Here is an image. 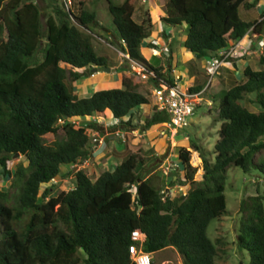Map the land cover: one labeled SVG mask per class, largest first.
<instances>
[{"label": "trees", "instance_id": "1", "mask_svg": "<svg viewBox=\"0 0 264 264\" xmlns=\"http://www.w3.org/2000/svg\"><path fill=\"white\" fill-rule=\"evenodd\" d=\"M104 1L117 44L154 70L151 83L173 84L163 77L162 67L151 65L140 53L149 27L148 20L133 19L134 0ZM239 5L249 8L254 0H165L160 21L168 26L185 23L184 47L197 58H209L249 28H263L264 18L241 19ZM47 7L43 22L35 0H0V26L6 33L0 37V175L12 176L18 185L13 203L0 187V264H135L130 253L136 243L131 238L134 229L144 234L145 252L172 248L181 264H216V243L206 228L226 212V167L253 170L264 178V162L254 159L264 149V57L259 58L260 68L246 65L241 80L216 93L219 128L213 156L191 142L201 159L200 180L194 178L188 147L178 148L183 173L175 180L170 176L169 183L187 185L184 194L171 195L168 188L162 193L144 176L150 163L140 148L128 151L112 170L91 178L82 168H73L93 160L90 132L106 129L87 119L111 118L108 131L143 132L168 120V114L150 107L128 76L117 87L78 97L73 90L78 79L89 76L94 66H114L97 53L92 33L83 30L104 25L86 0H47ZM245 100L258 109H249ZM145 106L152 112L136 118V111ZM71 118L81 122L74 124ZM59 131L62 136L44 143L45 135ZM16 153L20 158L11 173ZM61 165L72 166L74 184L52 195V180ZM241 205L248 210L238 229L237 247L248 251L247 264H264V187Z\"/></svg>", "mask_w": 264, "mask_h": 264}, {"label": "rangeland", "instance_id": "2", "mask_svg": "<svg viewBox=\"0 0 264 264\" xmlns=\"http://www.w3.org/2000/svg\"><path fill=\"white\" fill-rule=\"evenodd\" d=\"M42 12V21L44 22L45 16L47 12H49L48 7H47V0H35ZM59 2L65 1V0H58ZM120 1V0H117ZM152 3L155 1L157 4V9L162 7L164 8L163 4L165 0H150ZM88 3V4H87ZM69 4L66 2V5ZM143 4L145 6L148 5V1H144ZM86 5H88L89 8L96 10L98 14V20L99 22L104 25V28H100L99 26H93L92 29H87L83 28L85 32H91L92 35L94 36L93 40V45L97 53L106 56L109 61L114 65V67H117V70L119 73H121V69H130L129 68V62L125 60L119 53L120 50V45L117 44L116 40L112 35H110L111 31H114L113 24L111 22L110 15L107 10L106 2L104 0H95L94 2H89V0H86ZM261 7H254L250 6L249 8H244L242 5L238 6V15L241 19L243 20H250L253 18H258V15L260 14ZM147 8V7H146ZM147 11H143L141 7L137 8L135 11V18H142L144 20H148V30H149V36L151 38H159L163 40L164 38L161 37L163 35V30L168 31L167 33H171L172 37H175L174 42H173V58L171 59V64L174 63L175 66L181 67L182 71H185V63L183 57L181 55L183 54L182 49H178L177 47H184V39L186 35V31L182 32L180 29L177 31V34H175L174 27L173 26H168L165 25L162 21H153L150 22L149 19V9H146ZM140 11V12H139ZM139 12V13H138ZM184 26V25H183ZM108 28L106 30V28ZM187 29V27H186ZM109 31V33H108ZM6 35L4 28L0 26V37L4 38ZM150 38H146L144 42L140 46V53H145L147 57L148 63L153 66L158 65L160 63H163V66H165V61L164 58L167 56V52H158V47H161L162 43L159 42L156 48L150 47L146 44V42ZM184 50V49H183ZM41 53L37 52L36 58H40ZM254 56V54H253ZM200 60L204 58H199ZM253 61V62H252ZM255 62V63H254ZM257 61H255V57L251 58V63L250 66L253 69H257L260 67V64ZM68 67V65H67ZM200 73L202 72V69L199 68ZM185 73V72H184ZM123 76H126L125 74ZM131 77H134L130 75ZM184 80L186 81L187 76L184 75ZM119 78V76H118ZM136 78V77H134ZM203 79V77H201ZM137 79V78H136ZM89 80V79H88ZM137 81L141 82L140 85V90L148 97L151 96L152 99H154L152 92H151V86L150 82H143L139 79ZM68 82V81H67ZM143 82V83H142ZM105 84V88L108 87ZM109 85V84H108ZM120 85V83H119ZM118 85V86H119ZM186 85V84H185ZM100 88H104L100 87ZM83 87L77 88V85H73V90L74 92L79 95L80 97H85L86 95L92 93L93 89L88 90L87 94H83L82 90ZM99 89V87L97 88ZM94 89V90H97ZM243 103L251 110H257L258 108L249 103L248 101H243ZM218 105V99L216 98L215 101V107ZM152 112V111H151ZM150 112V113H151ZM196 115L194 117H190V119L193 121V123L196 124V126L192 125L189 123L187 126H184V128H181L179 130V133H177L173 139L170 141V144H172V148L169 151L168 147L169 144L165 138V136H159L158 133L155 131L156 126L151 127L149 130L140 132L142 133L141 136H137L140 139H143L146 136L151 135L156 139L157 141V149L158 151L162 154L159 157L155 156L153 154V149L151 147H147V149L143 150V147H140L144 152L145 156L147 158V161L150 163V167H157L155 168V172L153 173V177H151L152 184L160 187L158 183V179L160 178V175H155L157 173H161L164 175H167L170 177L173 173L174 170L172 171V164H177L178 158H177V151L179 147H188L190 150V155H189V162L192 166L196 167V171L194 174V178L196 180L201 179L202 175V168H201V159L199 157V154L197 151H195L191 147V142L193 141H200L201 146H202V153H206L207 156L212 155V147L216 139L218 138V133L217 130L219 128V121L215 120V111L214 109L211 110L210 113L207 111V106L202 105L199 108L195 109ZM136 118L142 119L144 117V114L136 112L135 114ZM108 120V119H107ZM109 121L106 124V128H108ZM153 131V132H152ZM93 133V132H92ZM106 133H108V136L111 138L113 136V133L108 131L106 129ZM131 133V132H130ZM129 133L130 136H132ZM139 133L136 132V135H139ZM144 133V134H143ZM182 133H187L189 134V139L182 140ZM62 136V132L59 131L57 134H47L43 137V141L46 144H50L52 140L59 138ZM91 136V132H90ZM127 142V136L125 143ZM131 145L132 146H140L142 143L139 142L138 140L132 139ZM194 155H197V158H193ZM169 156L168 160H164L165 157ZM18 158H20V155L13 156L12 160L10 162V170L11 173L15 170L16 163L18 161ZM157 159V160H156ZM254 159L256 161H262L264 162V149L259 151ZM170 160V161H169ZM84 161L78 168H82L91 178L95 177L98 174V170H95V168L92 166L93 162L92 161ZM77 168V169H78ZM73 170H76L73 168ZM72 166L71 165H61V171L59 176H57L56 179H53L54 188L50 190V194H56V192L60 190H69L73 187L74 184V174H73ZM97 173V174H96ZM177 174V173H176ZM181 175V174H180ZM182 176V175H181ZM180 176V177H181ZM225 189H224V194H225V207H226V212L220 217V218H213L210 220V222L207 225L206 228V234L207 236L216 243V256H215V262L216 264H247L249 262V253L245 249H240L237 247V234H238V229L240 226L241 221L243 220V216L247 213V207L242 210L240 207L242 206L241 204H248L249 202V197L253 196L256 194L257 190H262L264 187V178L261 177L256 171H247L244 172L240 167L234 166V165H229L225 169ZM0 187L4 190H7L9 194V199L10 202L13 203L15 201V197L18 191V185L14 184L12 182V176L10 175H5L1 176L0 175ZM186 187V186H185ZM183 187V189L179 190L178 189L175 191L169 192L170 194L172 192L173 195L176 193H182L186 191V188ZM165 189L166 188H162ZM172 195V194H171ZM247 209V210H246ZM23 223V221L21 222ZM166 255L167 258H169L168 264H181L180 262V257L172 251V248H165L160 251H157L155 253L151 254L152 260L156 263H159L160 257ZM83 264V263H82Z\"/></svg>", "mask_w": 264, "mask_h": 264}, {"label": "crops", "instance_id": "3", "mask_svg": "<svg viewBox=\"0 0 264 264\" xmlns=\"http://www.w3.org/2000/svg\"><path fill=\"white\" fill-rule=\"evenodd\" d=\"M144 1H148L147 6H145L143 4ZM249 1L251 2L253 0H249ZM163 6H164V4H163ZM252 6H254V7L262 6L261 7V11H262V9L264 8V1L263 0H254V5H252ZM139 7H141L143 11H147L146 10L147 8L149 9L148 14L150 13L149 14L150 22L160 21V16H162L164 14V8L160 7L157 9V4L155 1L152 3L150 0H134L133 19L137 22L142 21V18L136 19L134 16L136 9ZM261 11H260V14H261ZM260 14L258 15V18H253V19L245 20V21H252V20L259 19ZM173 27H174V30H176L175 34H177V31L179 29L182 32L186 31V24L185 23H182L181 25L173 26ZM263 30H264V26L259 32H262ZM167 32L168 31L163 30V35L161 36L164 38L163 40L159 39L158 37L157 38H151L150 36H148L150 39L146 42V44H149L150 40H152V39L156 40L157 42H161L162 45H161V47H158V49H157L158 52H164V50H162V48H164L165 51L167 52V56L164 58L165 66H163V63L156 65V66L162 67V72L164 73L163 77H165V78L169 77L172 80H174L175 75L178 74V75H180V79L177 81V83L182 88H193V89L196 88L195 90H199V89L203 88L206 81H207V76H206V73L204 71V64H205L206 58L200 60L199 58L195 57L194 54L189 52L185 47L181 48L179 46L177 48L182 49V51H183V54L181 55V57H183V59H184L185 71H182L181 67L175 66L174 63L171 64V59L173 58V55L171 54V52L173 53L172 48H173V42H174L175 37H172L171 33L170 32L167 33ZM259 32H250L247 36H245V38L241 42V47L239 48L238 56L231 58L230 60L225 62L219 68V71L213 77L208 88L202 93L201 100L196 105L195 109L199 108L202 105H206L208 113H210L211 110L214 109L215 119H216L217 113H218V105H217V107H215V101H216L215 95H216V93L219 90L228 87L234 80H237V81L241 80L242 79V73H241L242 68L245 67L246 65L250 66L249 63H251V58L255 57V61H257V59L259 61L260 57H264V49L259 50L255 46V39L257 37H259ZM108 33H109V31H108ZM253 54H254V56H253ZM141 55L147 61V57H146L145 53H142V51H141ZM147 62H149V61H147ZM110 68H111V71H109V72L108 71H99V72H95L94 74H91L89 76H82L80 79H78V81L75 83V85H77V88L83 87V89L81 91L83 94L86 95L88 90H90V89H93V91H95L94 89H97L98 87H99V89H100V87H103V86L105 88V84H107L106 86H108L106 88L117 87L119 85V83L121 82L122 77H124L123 76L124 74L128 77H131L130 75H132L131 71H129L128 68L127 69H121V73L118 72L117 67L110 66ZM199 68L202 69L201 73L199 71ZM258 68H260V67H258ZM184 75L187 76L186 81L184 80V77H183ZM118 76H119V78H118ZM201 77H203V79ZM131 78H133L137 82L138 90L141 91L140 90L141 82L137 81V79L134 77H131ZM150 86L152 87L153 84L150 83ZM90 94H88V95H90ZM88 95H86V96H88ZM77 96L80 97L79 95H77ZM147 98L150 101V104H151L150 107H151L154 104V99H152L151 96L150 97L147 96ZM195 109L193 111V114L190 115L191 118L196 115ZM136 112L142 113V114H146L147 112L150 113L151 108L145 106V107L140 108ZM190 117H189V123L194 125L195 123H193V121L190 119ZM108 121L110 122L109 119H108ZM158 125L159 124L155 125L156 126L155 129H157ZM194 126H196V124ZM153 128H154V126H153ZM179 130L177 131V133H179ZM136 132L139 133L138 130L125 131L126 136H127V142L126 143H125V141H121L120 139L116 138L114 135L110 138L108 136V133H106V131H105V133H98L97 137L99 139V142L95 141L92 145V148H93V160H92L93 164H92V166L95 168V170H98V173L101 172L102 170L106 169V168H109L110 170H112L114 168V166L122 160L123 156L128 151H135V150L139 149L140 147H143L142 148L143 150L147 149V147H151L153 149V154L156 157L157 156L159 157V155L160 156L162 155L158 151L157 141L151 135V133H150V136H146L143 139H140L138 137V139H137L136 137L141 136L142 133H139V135H136ZM129 133L132 136H130ZM182 134H183L182 140L183 139H185V140L189 139V134H187V133H182ZM173 137L174 136L171 137V140H174ZM165 138L169 144L167 151H169V155H170L172 144H170L169 138H167V137H165ZM132 139H133V141L138 140L142 144L140 146L139 145L138 146H132L131 145V143H133ZM196 142L201 145L200 141L199 142L196 141ZM194 157L197 158V160H199L197 155H194L193 158ZM168 159H169V156L168 157L166 156L164 160L166 161ZM86 163H88V162L86 161ZM172 166H173L172 171L174 170V173L171 175V178H172V180H175L177 176L182 175L183 171H182V168L180 167L179 161H177V164H172ZM155 168H157V167H148L144 176L146 178L153 177L154 176L153 173L156 170ZM74 169H75V167H74ZM155 175H160V178L158 179V183H157L160 186L159 187L160 189H162L163 187L168 188V189H170V192H171V190L176 192L177 189L179 191V190L183 189V187H185V186H186L185 188L187 189V185H181L178 181H174L173 183H169L170 177H168L167 175H164L161 173H157ZM173 193L174 192H172L171 194L173 195ZM172 251L177 253L173 249H172ZM169 260L170 259L167 258L166 255H164V256L160 257L159 263L160 264H168ZM180 262H181V260H180Z\"/></svg>", "mask_w": 264, "mask_h": 264}, {"label": "built area", "instance_id": "4", "mask_svg": "<svg viewBox=\"0 0 264 264\" xmlns=\"http://www.w3.org/2000/svg\"><path fill=\"white\" fill-rule=\"evenodd\" d=\"M264 17V15H263ZM252 28H249L247 32L240 38L232 40L224 48L220 49L214 56L205 60L204 70L207 76V81L203 88L200 90H190L189 88H182L177 81L180 79V75H175L173 84L169 85L160 80L158 84H153L151 92L154 97V106L157 110H164L168 114V120L158 125L156 132L159 136H165L171 141V137L177 134V131L189 124V117L193 114L196 105L200 102L202 93L210 85L212 78L218 72L219 68L231 58L238 56L241 42L247 36ZM125 45L124 40H121ZM156 43V41H154ZM255 45L259 48L264 47V32L259 34V37L255 39ZM120 55L129 62L130 70L133 76L143 82H149L155 77L153 69L145 65L144 63L130 58L129 53L125 50H119ZM74 124L79 125L81 122L78 118L70 119ZM92 120V121H91ZM61 119H58L60 122ZM96 122L100 124L103 121L102 116L87 119L86 122ZM117 120L114 119L113 122ZM116 138L121 141L126 140V133L121 129L113 131ZM91 140L99 142L96 133L91 134ZM165 189H162L163 193ZM184 194V192H182ZM131 238L136 243L130 248L131 258L135 264H152L151 254L142 250V241L144 240V234L139 229H134L131 232Z\"/></svg>", "mask_w": 264, "mask_h": 264}, {"label": "clouds", "instance_id": "5", "mask_svg": "<svg viewBox=\"0 0 264 264\" xmlns=\"http://www.w3.org/2000/svg\"><path fill=\"white\" fill-rule=\"evenodd\" d=\"M68 3H69V2H68ZM263 15H264V14H261L260 17H259V19L264 18ZM250 32H252V30H251ZM262 32H263V31H262ZM262 32H259V34L262 33ZM154 41H156V40H153V39H152V40H150V43H152V44L154 45L153 47L156 48V46L158 45L159 42L156 41V43H154ZM121 43H122V42H121ZM124 46H125V45H124ZM255 46H256L259 50L264 49V47H263V48H259L257 45H255ZM120 50H123V49L120 47ZM160 50H161V49H160ZM162 50L165 51L164 48H162ZM206 59H207V58H206ZM142 63H143V62H142ZM94 67H95V66H94ZM109 67H110V66H109ZM129 68H130V66H129ZM129 71H131V70L129 69ZM204 71H205V70H204ZM218 71H219V70H218ZM95 72H99V71H93V70H92V73H91V74H94ZM91 74H90V75H91ZM216 74H217V73H216ZM132 76H133V74H132ZM214 76H215V75H214ZM214 76H213V77H214ZM134 77H135V76H134ZM212 79H213V78H212ZM149 82L151 83V81H149ZM151 84H153V83H151ZM199 90H200V89H199ZM102 117H103V116H102ZM107 119H108V118L103 117V121L101 122V124H103L104 128L106 127V124H107V121H108ZM109 120H110V122H112L111 118H110ZM109 124H110V123H109ZM106 129H107V128H106ZM123 131H124V130H123ZM92 132H93V133L95 132L96 135L98 134L96 131H92ZM92 132H91V134H92ZM110 132L113 133V131H110ZM113 135H114V134H113ZM90 137H91V136H90ZM199 157H200V156H199ZM75 166H76V165H75ZM75 166H74V167H75ZM202 173H203V172H202ZM201 176H202V175H201ZM166 189H167V188H166ZM161 190H162V189H161ZM184 193H185V192H184Z\"/></svg>", "mask_w": 264, "mask_h": 264}, {"label": "water", "instance_id": "6", "mask_svg": "<svg viewBox=\"0 0 264 264\" xmlns=\"http://www.w3.org/2000/svg\"><path fill=\"white\" fill-rule=\"evenodd\" d=\"M263 32H264V30H263ZM92 70L93 71H111V68L109 67V66H101V67H97V66H95V67H93L92 68ZM18 154L16 153L14 156H17ZM78 168V166H75V169H77Z\"/></svg>", "mask_w": 264, "mask_h": 264}]
</instances>
